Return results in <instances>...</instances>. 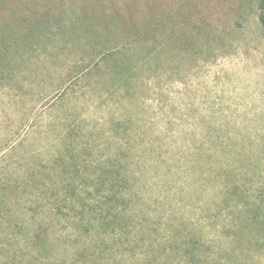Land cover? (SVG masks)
Segmentation results:
<instances>
[{
	"label": "rangeland",
	"instance_id": "obj_1",
	"mask_svg": "<svg viewBox=\"0 0 264 264\" xmlns=\"http://www.w3.org/2000/svg\"><path fill=\"white\" fill-rule=\"evenodd\" d=\"M256 12L255 0H0V27L7 16L38 26L24 28L36 37L14 79L0 77V264H264L230 210L210 211L222 188L211 176L264 188ZM124 120L132 133L117 130ZM64 122L111 146L100 161L130 149L142 216L131 230L53 205L58 172L44 180L37 165L54 158ZM172 222L198 232L194 254L176 249Z\"/></svg>",
	"mask_w": 264,
	"mask_h": 264
},
{
	"label": "trees",
	"instance_id": "obj_2",
	"mask_svg": "<svg viewBox=\"0 0 264 264\" xmlns=\"http://www.w3.org/2000/svg\"><path fill=\"white\" fill-rule=\"evenodd\" d=\"M255 6L259 33L264 39V0H255ZM10 18L13 17L7 16L0 27V77L4 80L14 79V68L22 59L21 47L25 43L31 44L30 38L36 37L28 35L24 28L29 27L30 32H33L38 27L32 18H24V28L14 24ZM116 21L119 23L118 19L113 18L112 22ZM116 128L127 133H132L134 129L130 120L116 123ZM62 134L63 139L54 158L47 164L41 161L37 165V169L43 168L45 172L41 176L44 180H48L47 169L58 172L53 182H58L54 184L60 189H51L56 193L53 205L67 207L73 217L100 230L128 231L134 228L135 222L142 216L135 204L137 189L134 186L133 158L126 154L131 153L130 149L119 147L108 155L103 154L104 158L100 161L96 159L99 152L103 149L109 153L111 146L101 147L100 137L96 133L84 131L78 122H64ZM207 165L208 162L202 160L198 164L201 170ZM211 181L223 188L214 199L216 203L213 210H210L215 211L213 217L230 210L231 216L240 222L241 233L245 232L250 238L259 240H254V246L264 245V188L249 191L247 184L236 182L235 174L230 171L219 174V177L218 174L211 176ZM251 193L255 197H251ZM235 199L242 201V204L234 206L232 203ZM169 227L176 234L175 239L182 237L178 242L174 239L176 247L179 245L176 249L190 256L200 248L198 232L186 236L182 224L172 222Z\"/></svg>",
	"mask_w": 264,
	"mask_h": 264
}]
</instances>
